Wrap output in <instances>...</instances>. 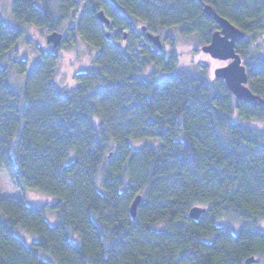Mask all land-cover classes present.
I'll list each match as a JSON object with an SVG mask.
<instances>
[{"label": "trees", "instance_id": "trees-1", "mask_svg": "<svg viewBox=\"0 0 264 264\" xmlns=\"http://www.w3.org/2000/svg\"><path fill=\"white\" fill-rule=\"evenodd\" d=\"M117 1L12 0L15 24L0 13V179L54 200L28 205L0 185V264H264V129L235 118L264 123V101L237 99L207 63L180 67L148 39L114 43L96 16L204 45L219 29L210 4L246 33L236 50L264 100V58L250 50L264 0ZM31 26L97 52L62 87L60 47L39 45Z\"/></svg>", "mask_w": 264, "mask_h": 264}, {"label": "rangeland", "instance_id": "rangeland-1", "mask_svg": "<svg viewBox=\"0 0 264 264\" xmlns=\"http://www.w3.org/2000/svg\"><path fill=\"white\" fill-rule=\"evenodd\" d=\"M11 2L12 0H0V13L8 23L15 24L11 14ZM129 21H132L135 27L130 30L124 29V31H127L129 34L131 33V30L134 29L136 32L141 31V27L144 24L141 19L132 17L129 18ZM63 29H65V27H63ZM107 31L108 30L106 29L104 30V32ZM63 32L65 36V34L67 33L65 30H62V33ZM27 33L33 36L32 39L39 45L43 46L46 49H53L52 44L47 43L46 41V37L50 33L48 29H40L31 26L27 29ZM129 34L127 35V38H129ZM168 34L169 36L167 40L165 37ZM160 35L162 36L163 42L165 44V50L174 51L178 58L180 67L187 69H197L200 64L207 63L210 67L211 76L214 77L215 69L218 67H222L229 62L213 58L210 54L203 52L201 40L202 38L196 33L188 36H182L173 27L172 29L164 30V33H160ZM117 41L121 44V46H124V44H126V40L122 38V35L119 39H117ZM253 42V44H250V50L253 56H260L264 58V32L256 35ZM96 52L97 50L94 47L90 46L87 41L83 40V38L79 35H68V42L66 46L63 48H59L60 62L56 77L58 85L62 87L69 85V83L71 82V77L73 76V71L78 72L83 69L85 65L91 62ZM235 118L237 120L244 121L246 124L264 129V123L262 122L256 120L245 121L237 116ZM0 185L3 188L6 197L24 199V201L28 205H39L54 201L52 197L41 193L38 189L27 188L23 191L14 188L7 173H3V176L0 179ZM50 217L53 218V222L56 221L55 213H50L49 218Z\"/></svg>", "mask_w": 264, "mask_h": 264}, {"label": "water", "instance_id": "water-1", "mask_svg": "<svg viewBox=\"0 0 264 264\" xmlns=\"http://www.w3.org/2000/svg\"><path fill=\"white\" fill-rule=\"evenodd\" d=\"M108 1L115 5L118 4L117 0ZM204 12L207 16H213L219 26V29L212 33L209 43L202 45V51L210 54L213 58L229 61L226 65L215 69L214 77L223 79L237 99L246 102H252L254 100L263 102L264 100L260 96L256 95L249 87V74L247 68L243 64L241 55L236 50L237 44L246 38V33L228 18L218 14L208 3H205L204 5ZM96 16L105 26H109L111 24V19L104 9L98 10ZM147 29L148 27L144 25L143 30ZM107 37H109V33H107ZM147 38L158 49H164L165 44L160 34L149 31L147 33ZM63 39L64 34L56 30L50 32L46 37L47 43H51L53 48H58L62 44ZM141 200L142 196L138 195L131 206V213L133 217L137 216L138 206L141 203ZM206 211L207 208L204 206H193L189 210V217L193 220H199ZM256 261H258V259L255 256H250L246 259L245 263L252 264Z\"/></svg>", "mask_w": 264, "mask_h": 264}, {"label": "flooded vegetation", "instance_id": "flooded-vegetation-1", "mask_svg": "<svg viewBox=\"0 0 264 264\" xmlns=\"http://www.w3.org/2000/svg\"><path fill=\"white\" fill-rule=\"evenodd\" d=\"M111 19V18H110ZM132 22V21H130ZM104 26V30H108L106 32V35L107 33H109V37H107L108 39H110L111 41H113L114 43L118 44L121 46L120 43H118L117 39H119L122 35V38L124 40H126V44L125 45H128L130 40L133 39V37H138L139 38V44H144L146 42V40L148 39L147 38V33L149 31H151V29H147V30H143V26L146 25V24H143L142 27H141V31L139 32H136L135 29L134 30H131V33L129 34L127 31H124V29H133L135 26H134V23L132 22L130 27H123V26H120L118 25L117 23H115L113 20H111V24L109 26H105L104 24H102ZM147 26V25H146ZM123 33V34H121ZM155 33V32H154ZM125 34H126V37H125ZM129 34V38H127V35ZM157 34V33H156ZM149 40V39H148ZM150 41V40H149ZM151 42V41H150ZM152 43V42H151ZM153 44V43H152ZM62 45V44H61ZM60 45V46H61ZM59 46V47H60ZM165 48V47H164ZM160 50V49H159Z\"/></svg>", "mask_w": 264, "mask_h": 264}]
</instances>
